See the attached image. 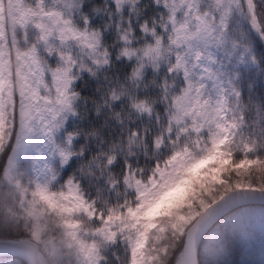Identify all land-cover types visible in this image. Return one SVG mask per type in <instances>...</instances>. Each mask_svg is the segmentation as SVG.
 Instances as JSON below:
<instances>
[{"label":"snow or ice","instance_id":"obj_1","mask_svg":"<svg viewBox=\"0 0 264 264\" xmlns=\"http://www.w3.org/2000/svg\"><path fill=\"white\" fill-rule=\"evenodd\" d=\"M0 264H264V0H0Z\"/></svg>","mask_w":264,"mask_h":264},{"label":"trees","instance_id":"obj_2","mask_svg":"<svg viewBox=\"0 0 264 264\" xmlns=\"http://www.w3.org/2000/svg\"><path fill=\"white\" fill-rule=\"evenodd\" d=\"M240 257L239 256H237V257H235V259H239ZM256 259H259V256H258V254H257V256H256Z\"/></svg>","mask_w":264,"mask_h":264}]
</instances>
